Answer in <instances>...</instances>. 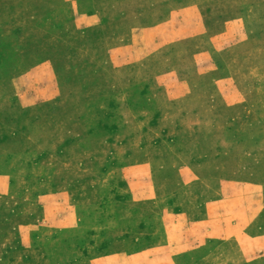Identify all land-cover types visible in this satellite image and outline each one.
<instances>
[{
  "label": "rangeland",
  "instance_id": "1",
  "mask_svg": "<svg viewBox=\"0 0 264 264\" xmlns=\"http://www.w3.org/2000/svg\"><path fill=\"white\" fill-rule=\"evenodd\" d=\"M0 264H264V0H0Z\"/></svg>",
  "mask_w": 264,
  "mask_h": 264
}]
</instances>
